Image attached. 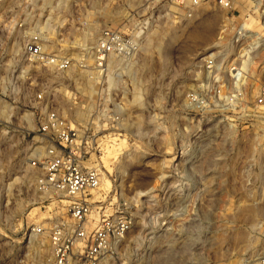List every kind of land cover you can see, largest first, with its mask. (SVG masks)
<instances>
[{"label":"rangeland","instance_id":"obj_1","mask_svg":"<svg viewBox=\"0 0 264 264\" xmlns=\"http://www.w3.org/2000/svg\"><path fill=\"white\" fill-rule=\"evenodd\" d=\"M142 3L73 0L66 4L68 16L59 20L62 30L54 33L52 25L39 37L51 38V52L76 53L72 44L95 42L102 28H117L128 10ZM1 5L0 264H34L36 249L46 260L49 244L36 234L30 241L31 230L65 218L69 204L36 187L40 171L32 154L44 146L37 133L44 107L37 95L51 87L58 93L54 106L82 125L97 120L100 98L96 84L90 88L81 78L76 81L82 107L75 113H83L76 119L65 80L24 58V41L38 35L19 32L10 21L16 6ZM160 9L156 31L125 72L133 80L122 108L116 93L106 98L107 114L98 117L101 128L109 127L91 131L94 138L84 134L89 141L84 162L101 170L107 212L119 207L133 222L111 264H259L264 257V127L238 112H202L187 99L198 85L194 62L213 43L220 16L205 5L192 20L173 24ZM48 11L56 14L54 7ZM94 23L97 31L88 39ZM83 85L92 94L83 92ZM117 117L119 130L111 128Z\"/></svg>","mask_w":264,"mask_h":264},{"label":"built area","instance_id":"obj_2","mask_svg":"<svg viewBox=\"0 0 264 264\" xmlns=\"http://www.w3.org/2000/svg\"><path fill=\"white\" fill-rule=\"evenodd\" d=\"M57 1L69 6L73 3V0H0V5L16 6L12 9L16 16L12 14L14 18L10 21L19 32L38 35V39L24 41V58L65 80L68 88L65 95L73 105L72 113L82 107V102H78L82 91L77 88L76 79L86 81L87 75L96 84L100 98L98 116L107 114L106 98L115 93L122 108L126 86L133 80L125 72L141 56L147 36L156 31L158 7L165 20L175 24L180 18L192 20L206 5L220 16L219 27L211 46L194 62L198 85L188 92L187 99L202 112H238L249 122L264 127V0H143L141 6L124 13L117 28L105 26L95 42H77L70 46L76 53L64 54L48 50L47 42L39 37L49 17L68 16L65 10L56 14L47 12L53 7L56 10ZM61 30L60 27L58 32ZM115 84L119 89L116 90ZM72 85L75 90L70 91ZM56 92L46 86L37 95L44 107L37 130L44 146L35 148L32 165L40 171L37 189L68 199L69 204L65 218L50 223L48 228H33L31 233L48 239L46 264H111L133 222L119 207L114 213L107 212L100 193L101 170L84 162V149L89 145L84 134L88 132L87 138H94L97 134L91 131L109 126L101 128L98 116L97 120L95 117L94 121L89 119L85 125L80 124L68 115L70 112L54 106ZM111 122L112 129L122 127L118 117ZM259 264H264V257Z\"/></svg>","mask_w":264,"mask_h":264},{"label":"bare ground","instance_id":"obj_3","mask_svg":"<svg viewBox=\"0 0 264 264\" xmlns=\"http://www.w3.org/2000/svg\"><path fill=\"white\" fill-rule=\"evenodd\" d=\"M66 2H62V1H57V5H56V11H58V13H61V12H64L62 9H64L65 10V8H67L66 7ZM68 5V4H67ZM55 8V7H54ZM62 10V11H61ZM56 17H57V15H56ZM108 17L110 18L111 17V11L109 10V12H108ZM59 20L60 19H55V18H53V17H49L48 19H47V22H46V24H45V26L42 28V31H41V33L43 32V33H45V32H48V33H50V26H54V33H57L58 31H59V29H60V27L62 26V25H60L59 24ZM63 22H66V20H64ZM93 23V22H92ZM64 24V23H63ZM48 25V26H47ZM89 25V24H88ZM48 28H47V27ZM47 28V29H46ZM57 29V30H56ZM88 32H87V38L89 39H91L92 38V36H93V34H94V32H96L97 31V24H90L89 25V28H88ZM151 38V37H150ZM51 39V38H50ZM50 39H47V40H44V41H46V42H49V40ZM85 42V41H84ZM86 44H87V42H86ZM161 48V45L159 46V49ZM164 48V47H163ZM19 49V48H18ZM90 78V76L89 75H87L86 76V79H84V80H86L87 82H88V85H90V88H95V85L94 84H92V83H94V82H92V80L91 79H89ZM79 79H76V81H78ZM91 81V82H90ZM86 82V83H87ZM82 84H83V82H82ZM86 85V84H85ZM84 86V85H83ZM82 86V87H83ZM87 86V85H86ZM88 91H90L89 90V88L87 89L85 86H84V88H83V92H88ZM91 91H92V89H91ZM88 93H90V94H92L91 92H88ZM90 97H91V95H90ZM6 110V109H5ZM1 111H2V109H1ZM76 111V110H75ZM89 111V110H88ZM3 112H4V110H3ZM90 112V111H89ZM83 113L82 112H76V113H74V115H75V117H76V119L77 118H80V117H82L83 118V115H82ZM82 115V116H81ZM84 115H85V113H84ZM36 153V150H35V152L32 154V155H34ZM102 180H103V178H102ZM64 202H67V201H64ZM35 238V233L34 232H32L31 233V235H30V241H33V239ZM34 264H44L45 262H46V260L44 259V252H43V250L40 248V247H38L37 249H36V252H35V256H34Z\"/></svg>","mask_w":264,"mask_h":264}]
</instances>
